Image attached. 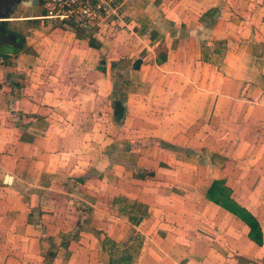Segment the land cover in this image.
Segmentation results:
<instances>
[{
	"label": "crops",
	"instance_id": "0c3cea01",
	"mask_svg": "<svg viewBox=\"0 0 264 264\" xmlns=\"http://www.w3.org/2000/svg\"><path fill=\"white\" fill-rule=\"evenodd\" d=\"M159 10L176 34L110 44L124 66L28 19L0 54V264H264V0ZM211 182L261 246L206 199Z\"/></svg>",
	"mask_w": 264,
	"mask_h": 264
},
{
	"label": "rangeland",
	"instance_id": "374dc122",
	"mask_svg": "<svg viewBox=\"0 0 264 264\" xmlns=\"http://www.w3.org/2000/svg\"><path fill=\"white\" fill-rule=\"evenodd\" d=\"M169 2L171 3V0H127L124 2L123 0L121 1L119 0L116 20L112 24L109 25L108 23H104L100 25L99 29L96 30L90 29L84 32L83 34L82 33L79 34L77 33V34L80 35L82 39L85 38L88 39L90 37L94 39L97 38L96 39L97 42H93V44L95 43L100 49V52L102 54V60L105 62V64H107L106 67L109 66L110 62L116 65L121 64V66H124L125 57L122 56V53L118 54L117 51H114L115 57L112 58L107 57L108 46L110 44L118 43V46L116 48L118 51L119 50L122 51V49L124 50V46L128 44L130 40L129 37L133 38L134 40H136L137 38L136 41L141 42L142 40L148 41L150 38L155 36L157 38L154 39H158L160 36H165V38H170L172 34H176L172 29L157 27V23H159L160 21L158 20L159 16L160 19L164 18V20L169 18L167 15L163 16V12L159 10L160 4H170ZM122 4H124L125 7H128L130 9L131 16L128 15L130 13H128V11L126 12L125 8L122 10ZM137 7L142 8L144 10L143 11L144 13H141V11H136V10L131 11L132 9H136ZM42 14H43L42 9L40 4L38 3V0H37V4L34 6L33 5L27 7L18 6L17 9L10 16V19L6 22H3L4 24L2 25V29L15 34L16 37L23 38V36L27 34L26 31L23 29L26 19L35 20L34 19L35 17H39ZM144 14L147 15L148 18L146 21H144L142 17ZM183 15L181 14L180 16ZM183 17L187 18V15H184ZM131 21L134 24H130ZM35 22L48 24L50 21L35 20ZM165 22H167V20ZM50 23H51L50 25L52 26L61 27L58 25V23H56L57 25H53L52 22ZM175 23L179 27L180 21L175 20ZM122 40H126V43H124V41ZM16 41L18 40L16 39ZM139 45L140 44L137 43L136 44L137 47L134 48L132 47L131 50L132 54L130 57H128L127 64L138 55L137 52L140 50ZM120 47L122 49H120ZM15 48L18 50L15 44L6 40V37L2 36L0 32V54H5V55H7V53L13 54V52H17V50L15 51ZM111 48L115 49L113 45L111 46ZM122 96L123 95L121 94V90H119V93L114 94V96H112L111 99L122 101L123 99ZM219 188L222 189L223 187L219 185ZM239 189H244L245 191H254L257 195L259 193L258 187L239 188ZM223 192L225 193V195L229 194L228 191H223ZM263 248H264V244H263Z\"/></svg>",
	"mask_w": 264,
	"mask_h": 264
},
{
	"label": "built area",
	"instance_id": "2783aa9c",
	"mask_svg": "<svg viewBox=\"0 0 264 264\" xmlns=\"http://www.w3.org/2000/svg\"><path fill=\"white\" fill-rule=\"evenodd\" d=\"M45 20L86 32L99 29L101 24H112L118 11L117 0H38Z\"/></svg>",
	"mask_w": 264,
	"mask_h": 264
},
{
	"label": "trees",
	"instance_id": "16d2710c",
	"mask_svg": "<svg viewBox=\"0 0 264 264\" xmlns=\"http://www.w3.org/2000/svg\"><path fill=\"white\" fill-rule=\"evenodd\" d=\"M223 191H227V189H220L217 182H211L206 190V199L211 203L221 207L229 214L237 218L240 222H242L248 229L247 238L255 245L261 246V230L255 218L252 217L250 213H248L244 208L236 205L229 198V194L225 195Z\"/></svg>",
	"mask_w": 264,
	"mask_h": 264
},
{
	"label": "water",
	"instance_id": "95a60500",
	"mask_svg": "<svg viewBox=\"0 0 264 264\" xmlns=\"http://www.w3.org/2000/svg\"><path fill=\"white\" fill-rule=\"evenodd\" d=\"M8 1H12L13 4H11V6H9V2ZM37 0H3L2 2V6L1 8L4 10L3 14L0 15V23L6 22L10 19V16L13 14V12L17 9V6L20 4L22 7H27L30 5H35ZM5 3V4H4ZM0 31L2 33H6L8 34L7 36H9L10 38L15 39L16 35L13 33H10L4 29H2V27H0ZM140 65V61L139 60H135L132 65L131 68L133 70H137L138 67ZM5 180H8V177L5 178Z\"/></svg>",
	"mask_w": 264,
	"mask_h": 264
},
{
	"label": "flooded vegetation",
	"instance_id": "af4514ba",
	"mask_svg": "<svg viewBox=\"0 0 264 264\" xmlns=\"http://www.w3.org/2000/svg\"><path fill=\"white\" fill-rule=\"evenodd\" d=\"M28 1H30V0H28ZM2 2H3V0H0V15L1 14H3V12H4V10L1 8V6H2ZM9 2V6H11V4H13V2L12 1H8ZM5 4V3H4ZM36 4H37V1H36ZM35 4V5H36ZM18 6H20V7H22L20 4L18 5ZM17 6V7H18ZM4 24V23H3ZM0 27H2V23H0ZM1 34L3 35V36H5L6 37V39L9 41V42H12L13 44H17V42L18 41H16V39H13V38H10L9 36H7L8 34H6V33H2L1 32Z\"/></svg>",
	"mask_w": 264,
	"mask_h": 264
}]
</instances>
